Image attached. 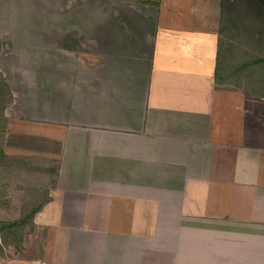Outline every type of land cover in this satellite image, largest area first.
I'll return each mask as SVG.
<instances>
[{
    "label": "crops",
    "instance_id": "0c3cea01",
    "mask_svg": "<svg viewBox=\"0 0 264 264\" xmlns=\"http://www.w3.org/2000/svg\"><path fill=\"white\" fill-rule=\"evenodd\" d=\"M223 11L0 0V210L44 202L0 264H264V93L218 68Z\"/></svg>",
    "mask_w": 264,
    "mask_h": 264
},
{
    "label": "rangeland",
    "instance_id": "374dc122",
    "mask_svg": "<svg viewBox=\"0 0 264 264\" xmlns=\"http://www.w3.org/2000/svg\"><path fill=\"white\" fill-rule=\"evenodd\" d=\"M199 1H204L211 5L219 2V0ZM222 1L225 8H229L235 21V29L233 31L235 40H233V45H231V57L221 65V67L224 68L222 72L223 76L227 79L230 78L228 80L234 82L237 81L240 84V87L244 88L248 93L249 91L253 92L252 94H255V92L257 94L264 93V64L257 63L241 73H237V70L235 69L239 64L244 63L245 60L252 59V57H264V6L258 4L259 2L256 0L257 3H254V0ZM1 73L3 74L2 71ZM248 74L250 75L249 77H247ZM3 77L5 79L4 74ZM240 102L243 109L241 111L242 115L248 119V125L245 128L246 132L249 133L247 135L256 138L257 135L254 136V133L257 134L261 130H264V101L258 100V98L256 100L242 98ZM248 107H251L252 109L248 110ZM22 206L23 203H3L2 209L4 207V211L0 210V220H11L19 217L25 207ZM25 230L26 232L24 233ZM25 230L22 232V237L24 238L25 236V238L28 239L30 229L29 227H26ZM9 246L11 247L13 245L9 244L5 247ZM6 250H8V248ZM6 250H4L3 253H6L7 255Z\"/></svg>",
    "mask_w": 264,
    "mask_h": 264
},
{
    "label": "trees",
    "instance_id": "16d2710c",
    "mask_svg": "<svg viewBox=\"0 0 264 264\" xmlns=\"http://www.w3.org/2000/svg\"><path fill=\"white\" fill-rule=\"evenodd\" d=\"M264 6V0H256ZM255 0L254 3H257ZM219 26V52H218V68H221V65L225 63L229 57H231L230 51L232 50L231 45H233V40L235 36L233 35L235 21L229 11V8L224 6V11L222 15ZM235 43V42H234ZM226 45V46H225ZM225 47V49H224ZM224 52V53H223ZM257 63L264 64V57H252L250 60H245L244 63L239 64L235 69L237 73L244 72L247 68L255 65ZM220 70L218 71V77H220ZM250 75L248 74L247 77ZM12 94L10 88L5 81L3 74L0 71V120L3 122L4 109L5 107L12 102ZM44 202L39 203H23L25 206L21 212V215L14 219L9 220H0V258L6 257L4 254V246L12 244L18 251H21L24 248V245L27 242V239L22 237L23 231L26 227L30 229V232L34 231V216L35 214L43 207ZM22 206V207H23ZM26 230L24 231V233Z\"/></svg>",
    "mask_w": 264,
    "mask_h": 264
}]
</instances>
